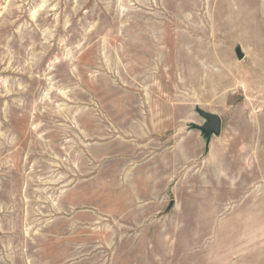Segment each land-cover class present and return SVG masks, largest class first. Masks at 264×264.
Segmentation results:
<instances>
[{
	"label": "rangeland",
	"instance_id": "obj_1",
	"mask_svg": "<svg viewBox=\"0 0 264 264\" xmlns=\"http://www.w3.org/2000/svg\"><path fill=\"white\" fill-rule=\"evenodd\" d=\"M0 264H264V0H0Z\"/></svg>",
	"mask_w": 264,
	"mask_h": 264
},
{
	"label": "water",
	"instance_id": "obj_2",
	"mask_svg": "<svg viewBox=\"0 0 264 264\" xmlns=\"http://www.w3.org/2000/svg\"><path fill=\"white\" fill-rule=\"evenodd\" d=\"M235 51L238 56V59H242L244 57V53L242 52L239 46H237ZM196 111L206 120V122L202 125L197 123H191L190 127L202 131L206 138V147H208L212 136L219 135L221 133L222 118L216 113L204 111L200 108H196Z\"/></svg>",
	"mask_w": 264,
	"mask_h": 264
}]
</instances>
